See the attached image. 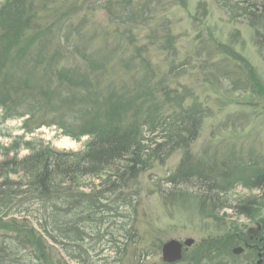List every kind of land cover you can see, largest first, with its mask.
<instances>
[{
	"label": "rangeland",
	"instance_id": "374dc122",
	"mask_svg": "<svg viewBox=\"0 0 264 264\" xmlns=\"http://www.w3.org/2000/svg\"><path fill=\"white\" fill-rule=\"evenodd\" d=\"M3 1L0 0V5ZM48 3H55L49 8L59 7L58 3H67L68 7L61 14L46 15L45 19L40 17V30L50 28L43 35L44 40H50L47 44L50 53L55 52L53 47L59 43V51L72 67L74 64L84 66L80 55H91L98 63L105 61L107 69L103 70V76L99 78L100 71L92 72L90 76L101 90L109 83L122 81L130 85L134 75L138 74L133 69L130 76L120 64L130 59L133 49L145 50L149 53L145 59L152 68L153 84L158 87L162 83V87L176 92L171 100H184V109L195 103L205 112L201 129L190 147L194 162L208 164L209 159L218 165L242 160L251 163L248 167L251 176L255 172H264V60L254 43L253 30L243 19L240 7L234 5L251 3L249 0H52ZM234 6L237 8L232 11ZM134 64L141 74L139 63ZM40 68L33 67L29 61L32 83L41 75ZM75 76L81 79V74ZM88 85L87 80L83 88L87 90ZM149 87L156 89L152 84ZM151 91L160 97L157 90ZM52 92L49 103L53 104L54 113L46 114V123L50 125L39 122L38 125L44 126L33 133H25L21 129L23 119L13 118L0 123V147L9 146L23 135L25 141H41L60 152L75 153L85 149L89 137L73 140L64 136L59 128L65 124L72 132L77 131L75 118L82 124L92 123L88 114L82 116L79 113L85 105L80 101L61 102L59 98L63 96H57L54 86ZM82 96L85 97L86 92H82ZM154 101L161 104V99ZM168 109L167 115L179 112L173 105H168ZM147 113L150 112L143 111L140 120ZM58 116L65 117L58 119ZM52 120L55 121L53 124ZM149 136V133L145 134L146 139ZM2 154L0 149V158ZM26 155L28 151L21 150L20 156ZM181 159L182 152L176 151L161 166L155 163L139 178L138 194L134 192L132 201L134 210L129 234L122 231V217L113 212L106 213V208L97 210L96 222L80 224L76 239L82 246L80 254L84 264H168L162 261V245L170 241L183 244L187 240H193V244L186 248L180 262L172 264H195L193 258L202 242L212 243L213 247L208 249L212 259L199 264H255V259L248 255L233 257L229 247L231 242L227 237L232 224H243L242 217L230 209L213 211V215H207L209 211L200 213L198 205L191 200L173 202L171 197L174 195V199L181 194L185 199L196 191L194 187L174 189L167 182ZM235 186L226 196L232 206L254 192L239 184ZM75 187L80 192H88L91 180L82 179ZM37 208H41L39 203ZM3 234L0 231V236ZM221 241L224 250L218 246ZM31 250L27 247L20 257L24 260L33 258ZM44 251L49 259L61 264L82 263L68 258L58 244L48 243Z\"/></svg>",
	"mask_w": 264,
	"mask_h": 264
},
{
	"label": "trees",
	"instance_id": "16d2710c",
	"mask_svg": "<svg viewBox=\"0 0 264 264\" xmlns=\"http://www.w3.org/2000/svg\"><path fill=\"white\" fill-rule=\"evenodd\" d=\"M48 1L52 0H38L37 3L36 0H4L0 5V123L23 119L21 129L25 133L49 126L46 114L54 113L53 104L49 103L54 86L57 96H63L59 98L61 102H83L85 107L79 113L93 119L90 124H82L75 118V132L62 124L59 128L63 135L73 140L87 136L90 140L83 151L75 153L57 151L41 141H25L23 135L9 146L0 147L3 151L0 158V231L4 232L0 236V264H61L46 256L44 250L48 243L58 244L68 258L84 264L80 254L82 246L76 239L80 224L96 222L97 210L106 208V213L122 217V231L129 234L134 210L132 201L134 192L138 194L139 178L155 163L161 166L176 151L182 152V159L167 182L174 189L194 187L196 191L185 199L182 194L174 199V195L171 197L174 203L179 199L191 200L198 205L200 213L209 211L207 215L234 208L235 214L242 216L248 208L245 206L247 200L232 206L225 194L234 181L264 190V172L251 176L248 172L251 163L242 160L218 165L209 159L208 164L194 162L190 147L201 129L205 112L195 103L184 109V100H171L176 92L162 87V83L158 87L153 84L152 68L145 59L149 53L145 50L133 49L130 59L120 64L125 73L130 74L134 69L139 75H134L130 85L122 81L109 83L101 90L90 76L100 71L101 78L103 70L107 69L105 61L98 63L91 55H80L84 66L74 64L72 67L59 51V43L53 47L55 52L50 53L47 47L50 40L43 38L50 28L40 30V17L61 14L68 7L67 3H58L60 6L53 8L55 3ZM249 1L251 3L234 5L240 7L243 19L253 30L254 43L264 60V0ZM236 8L234 6L232 11ZM29 61L33 67H41V75L34 83L28 69ZM134 62L139 63L141 74ZM76 73L81 74V79L76 78ZM87 80L86 90L83 87ZM150 84L156 89H151ZM151 90H157L160 97ZM82 92H86L85 97H81ZM154 99H161V104L157 105ZM168 105L177 107L179 112L167 115ZM146 108L150 113L140 120ZM64 117L58 116V119ZM39 122L44 125H38ZM146 133L151 135L149 139ZM21 150L28 151V155L21 157ZM86 178L91 180V187L88 192H80L75 185ZM202 244L203 248L200 247L193 258L195 264L212 259L208 250L213 247L212 243ZM223 245V241L218 245L221 250H224ZM27 247L32 248L33 258L24 260L20 256ZM34 252L41 254L37 256Z\"/></svg>",
	"mask_w": 264,
	"mask_h": 264
},
{
	"label": "flooded vegetation",
	"instance_id": "af4514ba",
	"mask_svg": "<svg viewBox=\"0 0 264 264\" xmlns=\"http://www.w3.org/2000/svg\"><path fill=\"white\" fill-rule=\"evenodd\" d=\"M255 187L256 185L250 183L246 187L254 192L245 199L247 200L245 206L248 208L240 216L244 223H234L227 239L231 242L229 247L233 257L248 255L255 259V264H262L264 262V190ZM230 210L235 214L234 208ZM237 249L240 250L239 253L234 252Z\"/></svg>",
	"mask_w": 264,
	"mask_h": 264
},
{
	"label": "water",
	"instance_id": "95a60500",
	"mask_svg": "<svg viewBox=\"0 0 264 264\" xmlns=\"http://www.w3.org/2000/svg\"><path fill=\"white\" fill-rule=\"evenodd\" d=\"M193 244V240H187L184 242L186 247H190ZM239 253L240 250L237 249L234 251ZM162 261L164 263L172 264L181 260L182 257V245L177 241H170L163 245L161 249Z\"/></svg>",
	"mask_w": 264,
	"mask_h": 264
}]
</instances>
